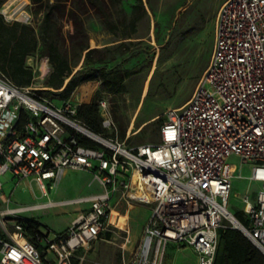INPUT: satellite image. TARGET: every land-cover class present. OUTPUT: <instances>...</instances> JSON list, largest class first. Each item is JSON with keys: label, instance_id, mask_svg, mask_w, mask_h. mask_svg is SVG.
I'll use <instances>...</instances> for the list:
<instances>
[{"label": "built area", "instance_id": "built-area-1", "mask_svg": "<svg viewBox=\"0 0 264 264\" xmlns=\"http://www.w3.org/2000/svg\"><path fill=\"white\" fill-rule=\"evenodd\" d=\"M52 70L44 59L41 76ZM36 74L31 86L20 87L0 70V199L2 177L31 179L48 197L71 170L91 172L103 192L19 208L9 201L0 208V264H74L106 232L113 205L122 200L154 204L138 264H162L170 244L193 248L199 264H214L220 231L235 217L229 210L233 156L252 164L250 180L259 185L244 197L249 224L239 223L264 255V0L223 3L210 64L190 100L168 111L157 144L130 147L94 132L78 118L72 99L59 106L42 93ZM100 109L106 113L104 101ZM104 127L110 130L112 123L106 119ZM80 136L98 147L83 144ZM148 187L154 201L144 198ZM75 204L90 208L53 238L40 230V251L20 215Z\"/></svg>", "mask_w": 264, "mask_h": 264}, {"label": "rangeland", "instance_id": "rangeland-1", "mask_svg": "<svg viewBox=\"0 0 264 264\" xmlns=\"http://www.w3.org/2000/svg\"><path fill=\"white\" fill-rule=\"evenodd\" d=\"M55 0H51L54 2ZM226 0H144L146 13L138 24L137 32L130 38L123 36L130 30L125 26L112 33L104 16L97 8H91L86 17L90 49H97L96 58H103L111 68L129 70L132 74L126 80V89L117 94L100 90L98 78L81 84L72 94L76 104H91L104 101L106 113L102 114L104 133L117 137L130 147L157 144L161 140V127L167 121V113L172 108L185 105L198 88L208 68L215 46L216 21L219 10ZM48 0H0V14L8 23L23 22L32 26L40 35V27L45 17ZM135 0H122L114 4L107 0L105 10L116 22L129 17ZM188 12L186 18L183 14ZM202 14H207V29L193 40L182 37L181 32ZM184 19L182 26L179 22ZM60 48L65 53L74 72L85 67L84 56L73 49V23L68 17H59ZM41 50V48H40ZM207 55L202 57V53ZM47 57L40 51L27 58V65L37 73V86L48 89L47 80L52 72L42 77L39 69ZM209 60V63L206 62ZM54 90V89H53ZM60 91V90H59ZM57 100L59 106L63 99ZM112 123V129L104 127L105 121ZM124 136V137H123ZM229 164L234 168L229 210L240 221L244 215V197L253 196L259 189L252 182V164L244 163L233 156ZM3 196L0 208H19L48 201L61 202L99 194L102 186L93 182V175L87 171H68L60 184L44 197L39 185L33 180L19 183L11 175L2 177ZM154 204L122 200L113 205L108 218V228L90 248L81 252L74 264H138L139 248L143 240L144 226L152 216ZM89 204L53 206L36 211H27L20 216L34 220L40 230L46 229L63 233L72 226L74 220L88 212ZM241 222V221H240ZM227 225L234 227L232 222ZM192 249L190 247H183ZM83 258V261L80 260Z\"/></svg>", "mask_w": 264, "mask_h": 264}, {"label": "trees", "instance_id": "trees-1", "mask_svg": "<svg viewBox=\"0 0 264 264\" xmlns=\"http://www.w3.org/2000/svg\"><path fill=\"white\" fill-rule=\"evenodd\" d=\"M111 1L117 4L122 0ZM135 1L130 16L124 17L121 22H116L105 10L107 0H55L54 2L48 0L39 36L32 26L23 22L8 23L0 14V70L17 86H31L34 83V72L27 65V58L40 51L42 56L50 60L53 69L46 82L48 89L43 90L42 93L49 94L52 98L70 99L81 84L98 78L101 80L100 90L109 94L123 92L126 89L125 82L132 73L129 70L111 68L105 64L103 58L94 56L99 51L90 49L86 17L91 8H97L104 16L109 31L115 33L122 25L130 30L129 33L124 32L123 36L130 38L137 32L138 24L146 13L144 0ZM187 14L188 12L184 13L183 17L186 18ZM59 17H68L73 23L75 32L72 36L75 39L73 49L80 57L84 56L85 67L76 72L68 56L60 48V29L57 22ZM185 18L181 20V24L179 22V27L182 26ZM209 22L208 15L202 14L188 29L179 34L193 40L207 29ZM206 55L207 51H204L202 57ZM206 62L209 63V60ZM77 116L94 132L109 136L104 133L102 127L103 118L99 102L79 105ZM80 140L87 146L98 147L96 143L82 136ZM240 217L243 224H249L247 217L243 219L242 214ZM26 225L29 240L42 251L43 247L37 239V234L40 232L38 224L32 219H27ZM214 264H264V255L243 232L228 226L220 231Z\"/></svg>", "mask_w": 264, "mask_h": 264}, {"label": "crops", "instance_id": "crops-1", "mask_svg": "<svg viewBox=\"0 0 264 264\" xmlns=\"http://www.w3.org/2000/svg\"><path fill=\"white\" fill-rule=\"evenodd\" d=\"M102 191H103V189H102ZM44 203H46V202H44ZM89 208H90V206H89ZM145 227H146V225L144 226V229H145ZM81 252H83V251H81ZM81 252H79L76 255L77 260L81 256V254H82ZM48 258L52 259L53 256L51 254H49ZM162 264H199V263H198L197 253L195 252V250L193 248L192 249L179 248L175 244H170L166 248Z\"/></svg>", "mask_w": 264, "mask_h": 264}, {"label": "bare ground", "instance_id": "bare-ground-1", "mask_svg": "<svg viewBox=\"0 0 264 264\" xmlns=\"http://www.w3.org/2000/svg\"><path fill=\"white\" fill-rule=\"evenodd\" d=\"M235 167H233L234 169ZM144 198H146L147 200H150V201H154L155 198H156V193L150 188L148 187L146 189V192H145V196ZM231 222L232 224L235 226V227H240V223H239V220L236 218V217H232L231 218Z\"/></svg>", "mask_w": 264, "mask_h": 264}, {"label": "water", "instance_id": "water-1", "mask_svg": "<svg viewBox=\"0 0 264 264\" xmlns=\"http://www.w3.org/2000/svg\"><path fill=\"white\" fill-rule=\"evenodd\" d=\"M233 228H234V229H237V230H240L241 232H243L242 229H241L240 227H235V226H234Z\"/></svg>", "mask_w": 264, "mask_h": 264}]
</instances>
